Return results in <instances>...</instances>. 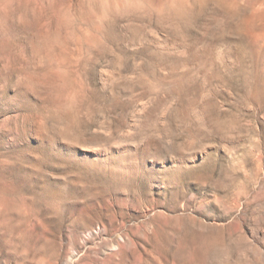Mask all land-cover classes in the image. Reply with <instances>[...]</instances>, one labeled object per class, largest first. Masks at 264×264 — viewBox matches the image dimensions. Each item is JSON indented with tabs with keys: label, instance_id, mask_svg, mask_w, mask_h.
Listing matches in <instances>:
<instances>
[{
	"label": "rangeland",
	"instance_id": "1",
	"mask_svg": "<svg viewBox=\"0 0 264 264\" xmlns=\"http://www.w3.org/2000/svg\"><path fill=\"white\" fill-rule=\"evenodd\" d=\"M0 264H264V0H0Z\"/></svg>",
	"mask_w": 264,
	"mask_h": 264
}]
</instances>
